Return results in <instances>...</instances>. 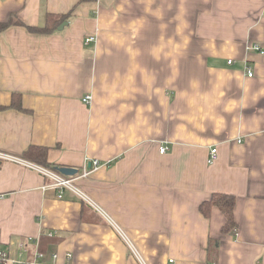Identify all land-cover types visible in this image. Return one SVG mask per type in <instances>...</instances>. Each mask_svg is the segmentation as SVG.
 <instances>
[{"label": "crops", "instance_id": "1", "mask_svg": "<svg viewBox=\"0 0 264 264\" xmlns=\"http://www.w3.org/2000/svg\"><path fill=\"white\" fill-rule=\"evenodd\" d=\"M11 20L0 245L13 258L264 264V55L248 49L264 48V0H0V24ZM32 146L58 168L100 161L76 181L86 201L26 166ZM214 194L235 198L232 232L218 207L201 211Z\"/></svg>", "mask_w": 264, "mask_h": 264}, {"label": "built area", "instance_id": "2", "mask_svg": "<svg viewBox=\"0 0 264 264\" xmlns=\"http://www.w3.org/2000/svg\"><path fill=\"white\" fill-rule=\"evenodd\" d=\"M95 37L90 36L86 39L87 43H90L91 41H94ZM248 49L251 50H255L258 53L264 55V48L261 47L260 45L256 44V45H249ZM232 61L230 60L229 63H231ZM248 77H253V73L251 70H248ZM91 97L90 96H86L83 101L85 103L90 102ZM167 147L166 146H162L160 147V153L164 154L165 152H167ZM217 149L214 148L210 151L209 157H208V163L209 164H213L216 159H217ZM0 158L2 159H10L11 157H8L6 155H0ZM19 160V159H16ZM30 162V161H29ZM32 163V162H31ZM26 166H29L30 168L34 169L35 171H39L40 173H42L43 175H45L46 177H49L53 180V183L51 184V187H53L54 189H59L60 192L63 191V189H69L79 195H82L83 199L85 200L86 198L84 197V195L81 193L80 189L77 187L76 185V181L80 178H87L89 177L91 174H93L98 167L100 166V161L97 159H93L91 161L86 162V164L84 165V167L82 168L81 171H77V173L75 175L72 176H66L63 175L59 172L53 171L51 169H38V167H36L34 165V163L29 164V163H25ZM38 166V165H37ZM41 167V166H40ZM43 168V167H42ZM61 197V195H60ZM86 201V200H85ZM42 257L43 255L40 252H36L30 261H23V260H19V259H15L13 258L10 253L8 252V250L4 249L1 245H0V264H46L42 261ZM53 259L57 258V254H53L52 255ZM73 255L72 253H66V259L68 261H70L72 259ZM55 264V263H52ZM71 264V263H70Z\"/></svg>", "mask_w": 264, "mask_h": 264}, {"label": "trees", "instance_id": "3", "mask_svg": "<svg viewBox=\"0 0 264 264\" xmlns=\"http://www.w3.org/2000/svg\"><path fill=\"white\" fill-rule=\"evenodd\" d=\"M69 16L70 15L63 16L62 19H66ZM14 22H15L14 20H11L7 24H0V31L4 30L5 28L10 26ZM19 24H21V22H19ZM27 27H28V30L32 32H38V33H50L52 32L53 29H55V26L50 27L49 25L42 27V28L31 27V26H27ZM16 96H19V94H16V93L13 94L14 99ZM12 106L16 107L20 111H26L20 105H18V102L14 101ZM25 158L28 161L39 164L48 169L50 168L55 171L59 169L57 166H52L47 163V149L43 147H36V146L30 147V149H28L25 154ZM234 205H235L234 196L226 195V194H214L212 198L210 199V201L203 203V205L201 206V211L203 215L208 216L211 206L218 207L226 219L225 225L223 227V231L232 232L236 228V223L234 220Z\"/></svg>", "mask_w": 264, "mask_h": 264}, {"label": "water", "instance_id": "4", "mask_svg": "<svg viewBox=\"0 0 264 264\" xmlns=\"http://www.w3.org/2000/svg\"><path fill=\"white\" fill-rule=\"evenodd\" d=\"M67 25V22H64L60 27L59 30L63 29L64 26ZM77 169L74 168H70V167H60L59 168V172H61L62 174L66 175V176H72L75 175L77 173Z\"/></svg>", "mask_w": 264, "mask_h": 264}]
</instances>
